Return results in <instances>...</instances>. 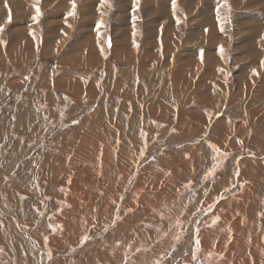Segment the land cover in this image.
I'll list each match as a JSON object with an SVG mask.
<instances>
[{
	"label": "rangeland",
	"instance_id": "1",
	"mask_svg": "<svg viewBox=\"0 0 264 264\" xmlns=\"http://www.w3.org/2000/svg\"><path fill=\"white\" fill-rule=\"evenodd\" d=\"M50 1L39 0L40 15L18 11L12 16L11 10H6V15L0 16V262L25 263L26 251L22 247L18 251L22 238H28L26 232L34 234L43 222L58 220V204L66 201L64 197L69 192L64 186L65 178L70 172L74 176L78 165L81 169V155L89 154L90 145L102 138L100 133L110 143L109 152L103 153L115 159L107 181L102 183L106 188L116 182L110 192L119 209L113 211V217L93 224L88 233L81 235L84 238L80 243L66 246L61 255L78 259L86 244L97 243L109 230L116 229L124 218L122 207L136 204L137 191L142 187L144 192L152 193L154 187L163 192L156 203L162 207L167 204L168 209L164 210L165 216H159L161 220H154L156 224L142 220L149 228L147 234L140 232L139 239H159L152 246L163 242L153 249L160 259L150 264H199L203 246L206 252L224 259L225 250L214 248L217 236L207 238L203 230L211 225L210 220L217 223L227 213H233L238 220L253 208L256 215L251 216L252 223L258 225V232L264 230V127L256 114H248L247 108V102L261 96L260 86L264 87V60L255 62L257 54L250 55L252 47L264 45L260 39L264 36V0H180L183 11L188 3L193 9L189 18L171 8L178 0H164L167 8L154 12L147 7L158 0H79L75 9L72 0L63 1L59 8L56 4L61 1ZM3 3L10 4L9 0ZM44 4L48 7L41 12ZM10 5L15 7L16 3ZM70 12L75 14L70 16ZM179 27L183 29L182 37L172 43ZM192 30L195 34L189 41L185 36ZM167 34L170 37L165 38ZM163 39L166 45L160 42ZM158 42L159 49L155 51L154 44ZM146 46L152 51L146 52ZM201 47L205 50L200 51ZM206 49L213 50L212 58ZM31 52V57H22ZM191 52L192 56L180 62L181 56ZM263 56V52L258 53L259 60ZM201 59L204 62H199ZM85 62L95 64L89 67ZM256 107L262 109L263 105L257 103L253 109ZM96 111V122L89 124L85 119ZM26 115L33 116L29 119ZM117 161H122V166ZM91 168L84 181L102 179L101 172ZM140 176L146 179L140 181ZM252 177L257 179L256 186L251 196L242 199L246 204H232L234 197L245 194L247 185L251 191ZM47 201L53 202L52 206ZM12 216L18 217L17 223ZM28 217H34L33 225L28 224Z\"/></svg>",
	"mask_w": 264,
	"mask_h": 264
},
{
	"label": "bare ground",
	"instance_id": "2",
	"mask_svg": "<svg viewBox=\"0 0 264 264\" xmlns=\"http://www.w3.org/2000/svg\"><path fill=\"white\" fill-rule=\"evenodd\" d=\"M53 1V0H51ZM50 1V2H51ZM61 2H59V4H56L57 7L59 8L62 4L63 1L65 0H59ZM79 0H75L76 3H78ZM91 1V0H90ZM123 1V0H121ZM146 1V0H145ZM159 1V2H158ZM156 4H152L149 5L147 8V10L149 11H159L161 9L167 8V4L165 3L164 0H158ZM180 0L173 2L171 4V8L174 10H177L178 12L180 11L182 14H184L186 17L190 16V12L193 11V9H189V3L185 6L184 11L182 10L180 3ZM208 1V0H207ZM5 0H0V3L3 5H0V16H2V14L5 16L6 12L10 11L12 12V16L15 15L18 11H21L27 15H34V14H38L37 10L32 11V8H37L41 3L39 2V0H9L10 4L16 3L15 7H13V5L11 6L9 3V9H7L8 4L4 5ZM98 2V1H97ZM136 2V1H134ZM181 2V1H180ZM186 2H189V0H186ZM220 2V1H219ZM243 2V0H242ZM262 2V1H261ZM66 3V2H65ZM73 3V0H72ZM200 3V2H199ZM241 3V2H239ZM182 4V3H181ZM211 4V3H210ZM209 4V5H210ZM242 5V4H241ZM244 5V4H243ZM258 5V4H257ZM42 6V10L41 12H44L45 7L47 6V4L41 5ZM51 6V5H50ZM65 6V5H64ZM183 6V5H182ZM193 6V5H192ZM48 7V6H47ZM95 7V6H94ZM197 7V6H196ZM39 8V7H38ZM54 8H56V6H54ZM63 8V7H62ZM66 8V7H64ZM199 8V7H198ZM222 8V7H221ZM49 9V8H48ZM122 9V8H121ZM145 9V8H144ZM219 9V8H218ZM223 9V8H222ZM263 9V8H262ZM7 10V11H6ZM52 10V9H51ZM59 10V9H57ZM104 10V9H103ZM205 10V9H204ZM200 11V10H199ZM54 12V11H53ZM57 12V11H56ZM66 12V11H65ZM107 12V11H106ZM202 12V11H201ZM221 12V11H220ZM168 13V12H167ZM54 14V13H53ZM134 14V13H133ZM156 14V13H155ZM163 14V13H162ZM197 14V13H196ZM40 15V14H39ZM56 15V14H55ZM149 15V14H148ZM192 15V14H191ZM65 16V15H64ZM139 16V15H138ZM143 16V15H142ZM153 16V15H152ZM260 16V15H259ZM85 17V16H84ZM90 17V16H89ZM141 17V16H139ZM158 17V16H157ZM161 17V16H160ZM196 17V16H195ZM246 17V16H245ZM248 17V16H247ZM262 17V15H261ZM88 18V17H87ZM189 18V17H188ZM264 17H262L263 19ZM37 19V18H36ZM35 19V20H36ZM40 19V18H39ZM58 19V18H57ZM71 19V18H69ZM151 19V18H150ZM169 19V18H168ZM174 19V18H173ZM196 19V18H195ZM14 21V19H12ZM16 20V19H15ZM46 20V19H45ZM89 20V19H88ZM186 20V19H185ZM189 20V19H188ZM194 20V19H193ZM31 21V20H30ZM179 21V20H178ZM187 21V20H186ZM63 22V21H62ZM72 22V21H71ZM32 23V22H31ZM48 23V22H47ZM61 23V22H60ZM80 23V22H79ZM171 23V22H170ZM11 24V23H10ZM16 24V21L15 23ZM19 24V23H18ZM26 24V23H25ZM33 24V23H32ZM46 25V23H44ZM54 24V23H53ZM62 24V23H61ZM239 24V23H238ZM7 25V24H6ZM17 25V24H16ZM35 25V24H34ZM50 25V24H49ZM128 25V24H127ZM14 26V25H13ZM12 26V27H13ZM32 26V25H31ZM30 26V27H31ZM51 26V25H50ZM177 26H179L178 22H177ZM36 27V25H35ZM59 27V26H57ZM64 27V26H63ZM71 27V26H69ZM174 27V26H173ZM184 27V26H183ZM226 27V26H225ZM61 28V27H60ZM59 28V29H60ZM72 28V27H71ZM71 28H69V30H71ZM32 29V28H31ZM30 29V30H31ZM39 29V28H37ZM63 29V28H62ZM211 29V28H210ZM15 30V28H14ZM126 30V29H125ZM182 27L178 28L177 31V35H175V38L173 39L172 43H174L176 40H178L181 36V32H182ZM3 31V29H2ZM33 31V29L31 30ZM38 31V30H37ZM141 31V30H140ZM164 31V30H163ZM194 30H192L187 37V39L190 41L191 38L194 36L195 32H193ZM1 32V31H0ZM14 32V31H13ZM35 32V31H33ZM45 32V31H44ZM69 32V31H68ZM104 32V31H103ZM131 32V31H130ZM166 32V31H165ZM227 32V31H226ZM225 32V33H226ZM5 33V32H4ZM16 33V32H15ZM22 33V32H21ZM189 33V32H188ZM10 34V33H9ZM67 34V33H66ZM71 34V33H70ZM122 34V33H121ZM158 34V33H157ZM69 35V34H68ZM169 34L165 35V38H167ZM171 35V34H170ZM212 35V34H211ZM6 36V35H4ZM103 35L100 36V38H102ZM155 36V35H154ZM200 36V35H199ZM217 36V35H216ZM37 37V36H36ZM116 37H119V34L116 35ZM170 37V36H168ZM174 37V36H173ZM182 37V36H181ZM184 37V36H183ZM184 37V38H185ZM11 38V36H10ZM35 38V37H34ZM46 38V37H45ZM59 38V37H58ZM64 38V37H63ZM182 38V39H184ZM38 39V38H37ZM118 39V38H117ZM135 39V38H134ZM221 39V38H220ZM224 39V37H223ZM261 40L264 41V36H261L260 38ZM10 40V39H9ZM8 40V41H9ZM61 40V39H60ZM181 40V39H180ZM179 40V41H180ZM210 40V39H209ZM62 41V40H61ZM118 41V40H117ZM138 41V39L136 40ZM160 41V40H159ZM168 41V40H167ZM213 41V40H212ZM248 41V39H247ZM87 42V41H86ZM161 43H164V39L162 41H160ZM154 44L155 46V51L157 49H159V43ZM215 43V42H214ZM20 44V43H19ZM74 44V43H73ZM99 44V43H98ZM147 45L149 44L148 42L146 43ZM145 44V45H146ZM163 44V45H164ZM18 45V44H17ZM166 45V44H165ZM88 46V45H87ZM100 46V45H99ZM149 46V45H148ZM146 46V52L148 51H152L149 50V47ZM208 46V45H207ZM44 47V45L42 46ZM56 47V45H55ZM91 47V46H90ZM165 48V46H163ZM46 48V46L44 47ZM76 48V47H75ZM211 48V47H210ZM254 49L252 54H257V56L255 57V62H263L264 60V56L262 57V59L259 60L258 57V53L263 52L264 53V45L262 44V46L258 45L255 47H252ZM48 49V47L46 48ZM74 49V48H72ZM162 49V48H161ZM203 49L202 47L200 48ZM29 50V49H28ZM69 50V49H68ZM153 50V51H154ZM205 50V49H203ZM208 50V57L212 58V49H206ZM46 51V50H45ZM49 51V50H48ZM67 51V50H66ZM65 51V53H66ZM195 51V50H194ZM252 51V49H251ZM2 52V51H1ZM27 52V51H26ZM91 52V51H90ZM89 52V53H90ZM98 52V51H97ZM101 52V51H100ZM32 53V52H31ZM64 53V54H65ZM72 53V52H71ZM153 53V52H152ZM22 54H25V52H22ZM49 54V53H48ZM151 54V53H150ZM163 54V53H162ZM194 53H186L184 56H181V61L184 62V60H187L188 57L192 56ZM33 55V53L31 55H25L22 56L24 58H28L31 57ZM46 55V54H45ZM76 55V54H74ZM104 55V54H103ZM166 55V54H165ZM243 55H247V54H243ZM85 56V55H84ZM102 56V55H101ZM9 57V56H8ZM77 57V56H76ZM154 57V55H153ZM218 57V56H217ZM247 57V56H246ZM253 57V56H252ZM261 57V56H260ZM67 58V57H66ZM71 58V57H70ZM123 58V57H122ZM184 58V59H183ZM237 58L239 59V57L237 56ZM64 59V58H62ZM69 59V58H68ZM72 59V58H71ZM79 59V58H78ZM183 59V60H182ZM104 60V59H103ZM217 60V59H216ZM224 60V59H223ZM77 61V60H76ZM80 61V60H79ZM225 61V60H224ZM97 62V61H96ZM199 62H204L203 59H201ZM69 63V62H68ZM83 63V62H82ZM87 65H89V67L92 65H94V62H85ZM264 63V62H263ZM203 66V65H202ZM73 67V66H72ZM201 67V66H200ZM181 68V67H180ZM209 68V67H208ZM244 69H246L247 67H243ZM214 69V67H213ZM69 70V69H68ZM209 70V69H208ZM244 72V70H243ZM242 72V73H243ZM246 72V71H245ZM70 73H72L70 71ZM221 73V72H220ZM219 74V73H218ZM240 74V73H239ZM71 75V74H70ZM179 75V74H178ZM215 75V73L213 74ZM242 75V74H241ZM192 77V76H191ZM63 79V78H62ZM70 79V78H69ZM72 80V79H71ZM75 81V80H74ZM73 81V83H74ZM192 81V79H191ZM237 81V80H236ZM259 81V79H258ZM256 82V81H255ZM72 83V82H71ZM192 83V82H191ZM202 83V82H200ZM212 84V86L214 87V82H210ZM69 84V83H68ZM246 84V83H243ZM260 84V82H259ZM201 85V84H200ZM263 85H264V80H263ZM220 87H222V85L220 84ZM258 87V86H257ZM262 87V91H261V96H257V97H253L251 100H249L247 102V108H248V114H250V112L253 115H257L258 116V123L260 122V124L264 127V87ZM222 89V88H220ZM217 90V89H216ZM240 92V91H239ZM241 93V92H240ZM256 94V93H255ZM240 94H237V97H239ZM243 96V95H242ZM78 99L81 98V96L77 95ZM247 99V98H246ZM77 101V99H76ZM128 101V100H127ZM246 101V100H245ZM126 103V101H125ZM257 103H261L263 105L262 109H259L256 107V109H253V106ZM128 106V103H126ZM126 106V107H127ZM251 108H250V107ZM130 108V107H129ZM128 108V109H129ZM26 110V109H25ZM159 111V110H158ZM20 113V112H19ZM26 113V111H25ZM93 113V112H92ZM90 113L87 118L85 119L89 124L95 123L96 120H94V115H97V111L94 112L93 114ZM21 115V114H20ZM24 115V113H23ZM30 115V114H29ZM26 115V117L30 119L29 116ZM21 117H24L21 115ZM129 117V116H128ZM252 117V115H251ZM19 118V117H18ZM22 119V118H21ZM101 119V117H100ZM252 120V119H251ZM12 121V120H11ZM22 122V121H21ZM149 122V121H148ZM254 122V121H252ZM27 123V122H26ZM45 123V122H44ZM108 123V122H107ZM146 123V122H145ZM247 123V122H246ZM170 124V123H169ZM12 125V124H11ZM108 127V131H110V126L108 124H106ZM260 125V126H261ZM261 126V127H262ZM90 127V126H89ZM92 129V128H91ZM78 130V129H77ZM83 130V129H82ZM261 131V130H260ZM264 132V130H263ZM76 133V132H75ZM197 133V132H196ZM264 134V133H263ZM102 138L100 139V141L98 142H94V145H90V148L87 147V150L89 148V154L86 152H84V155H81V161H80V166L81 169L83 170V172L81 171V169L79 168V165L77 166V173L74 172V176H73V172L68 173L69 175L66 176L65 178V182L66 184L64 185L65 187L68 186V190L69 192L66 193V195H68L69 197L66 198L65 195V199L66 201L63 203L59 202L60 204H58L60 211H56L55 213L57 214L55 217L58 219L57 221H45L43 222V226H39V228L37 229V231L33 233H27V237H23L22 238V246H20V249L18 251H26V258H25V263L23 264H134L133 262H135V264H150L153 263L154 261H156V259L159 258L158 255V251H154L156 249L154 248H159V245L163 242L160 241L157 245L152 246L153 244L157 243L159 241V239L156 240H149V238H145L146 240H142L139 239V234L140 232H144L147 234V229L149 228V226H144L146 224H143L144 221H142L144 218H146L148 221L150 220L151 223L155 222V219H158L159 216H161V213L164 214V210L167 211V204L165 207H162L160 205H158L156 203V198L159 197L160 194H163V192H157V189L154 187L152 188V193L149 192H144V188L142 187L140 189V191H137V194L139 195V198L136 199V204L134 203H130L131 201V196L129 195V198H127V202L130 203L132 206H130V204H127L122 207L123 209H121L120 212H122V216L124 217L123 219H120L119 226L115 229L112 228V230H109L108 233H106V237L100 239V241H98L97 243H88L86 244L82 250L80 251V255L79 258L75 259H71L68 256L65 255H61V253L66 249V246L72 245L75 246L81 238L82 234L88 233L90 231V227L93 226V224H96L97 221H102L101 219H106L107 217H113V211H115L116 209H119L118 204L114 203L113 201V196L112 193L110 192L111 190V186L114 185H107V187L105 188V184L103 186L102 181L108 179V173L111 169V166L113 164L111 156H107L105 155L103 152L107 153L109 152V148H110V143L107 142L109 141L106 137V135L101 134ZM76 136V135H75ZM262 136V135H261ZM260 136V137H261ZM74 137V136H72ZM111 138V137H110ZM81 139V138H80ZM117 139V138H116ZM75 140V139H74ZM77 140V139H76ZM79 140V139H78ZM258 140V139H257ZM134 141V140H133ZM189 141V140H188ZM103 142L102 146L103 149L100 148V144ZM74 143V142H73ZM79 143V142H78ZM83 146V145H80ZM133 146V145H132ZM158 146V145H157ZM57 147V146H56ZM65 147V146H64ZM70 147V146H69ZM135 147V146H134ZM61 148V147H60ZM59 147L57 148L58 150L60 149ZM63 148V147H62ZM61 148V150H63ZM71 148V147H70ZM74 148V147H73ZM91 148L93 150V152L91 151ZM131 148V147H130ZM129 148V149H130ZM56 149V150H57ZM162 149V148H161ZM183 149V148H182ZM54 150V149H53ZM66 150V149H65ZM75 152V150H73ZM72 151V153H74ZM118 151V150H117ZM133 151V150H132ZM172 151V150H171ZM179 151V150H178ZM198 151V150H197ZM50 152V151H49ZM52 152V151H51ZM50 152V153H51ZM61 152V151H60ZM160 152V150H159ZM177 152V151H176ZM184 152V151H183ZM186 152V151H185ZM184 152V153H185ZM49 153V154H50ZM94 153V154H93ZM138 153V152H137ZM179 153V152H178ZM54 154V153H53ZM71 154V152H70ZM158 154V153H157ZM163 154V153H162ZM182 154V153H181ZM60 155V153H59ZM80 155V154H79ZM170 155V154H169ZM168 155V156H169ZM43 156V155H42ZM49 156V155H47ZM71 156V155H70ZM75 156V155H73ZM162 156V155H161ZM46 157V156H45ZM54 157V156H53ZM53 157H51L53 159ZM59 157V156H58ZM77 157V156H75ZM74 157V158H75ZM63 158V157H62ZM73 158V157H72ZM97 158H99L97 160ZM157 158V157H156ZM164 158V157H163ZM185 158V157H184ZM197 158V157H196ZM61 159V158H60ZM68 159V157H67ZM56 160V159H55ZM54 161V160H53ZM101 161H104V163H102ZM115 162V161H114ZM118 164L120 166H122V161H117ZM54 163V162H53ZM53 163H49V164H53ZM63 163V162H62ZM112 163V164H111ZM145 163V162H144ZM143 163V165H144ZM175 163V162H174ZM202 163V162H201ZM244 163V162H243ZM70 164V163H69ZM68 165V164H67ZM199 165V164H198ZM57 166V165H56ZM70 166V165H69ZM94 167L98 172H101V176L102 179L98 178H94V179H90V181H84V179L86 178V175H90L91 171H88L89 167ZM114 166V165H113ZM71 167V166H70ZM141 167V166H140ZM159 167V166H158ZM191 167V166H190ZM196 167V166H195ZM57 168V167H55ZM69 168V167H68ZM75 168V167H73ZM91 168V169H92ZM147 168V167H146ZM60 169V168H59ZM80 169V173L78 172V170ZM190 169V168H189ZM76 170V169H75ZM139 171V170H138ZM143 171V169H142ZM195 171V170H194ZM173 172V171H172ZM191 172V171H190ZM56 173V172H55ZM54 173V174H55ZM79 173V174H78ZM83 173V174H82ZM85 174V177H83V175ZM96 174V173H95ZM140 174V173H139ZM65 175V174H64ZM94 175V174H93ZM130 176V174H127ZM142 175V174H141ZM173 175V174H172ZM180 175V174H179ZM99 176V174H98ZM127 176V177H129ZM187 176V175H186ZM27 177H28V173H27ZM46 177V176H45ZM92 177V176H91ZM183 177V176H182ZM242 177V176H241ZM149 178V177H148ZM171 178V176H170ZM178 178V177H177ZM52 179V178H51ZM146 179L145 176H140L139 180L142 181ZM150 179V178H149ZM182 179V178H181ZM226 179V178H225ZM111 180V179H110ZM253 183L254 185L251 186V191L249 186L247 185V187L244 188V193L243 195L238 196V198L234 197L235 199L231 200V203L236 205H242V204H246V202H242V199H246L245 196L247 197V195L251 196L250 193L252 191L255 190V186H256V177H252ZM51 181V180H50ZM58 181V180H57ZM188 181V180H186ZM41 182V180H40ZM43 182V181H42ZM45 182V181H44ZM49 182V181H47ZM105 182V181H104ZM15 183V182H14ZM50 183V182H49ZM55 183H56V179H55ZM137 183V181H136ZM141 183V182H140ZM173 183V182H172ZM176 183V182H175ZM182 183V182H181ZM184 183V182H183ZM186 183V182H185ZM40 184V183H39ZM98 184V185H97ZM149 184V182H148ZM174 184V183H173ZM179 184V183H178ZM51 185V184H50ZM57 185V184H56ZM26 186V185H25ZM42 186V184H41ZM53 186V185H52ZM129 186V185H128ZM172 186V185H170ZM240 186V185H239ZM263 183L261 184V188L264 189ZM40 187V186H38ZM44 187V186H43ZM51 187V186H50ZM65 187L63 189H65ZM126 187V186H125ZM131 187V184L130 186ZM163 187V186H162ZM161 187V188H162ZM197 187V186H196ZM19 188V187H18ZM21 188V187H20ZM23 188V187H22ZM25 188V187H24ZM106 189L105 192L103 193L102 190ZM140 188V187H139ZM148 188V187H147ZM175 188V187H174ZM30 189V188H29ZM39 189V188H38ZM47 189V188H46ZM234 189V188H233ZM241 189V188H240ZM7 190V189H6ZM34 190V189H33ZM62 190V189H61ZM67 190V191H68ZM149 190V189H148ZM30 191V190H29ZM32 191V190H31ZM53 191V189H52ZM51 191V192H52ZM104 191V190H103ZM121 191V190H120ZM127 191V190H126ZM163 191V190H162ZM176 191V190H174ZM178 191V190H177ZM9 192V190H8ZM25 192V191H24ZM41 192V191H40ZM45 192V191H44ZM50 192V190H49ZM54 192V191H53ZM118 192V191H117ZM256 192V191H255ZM48 193V192H47ZM116 193V192H115ZM23 194V193H22ZM29 194V193H28ZM171 194V193H170ZM237 194V193H236ZM17 195V194H16ZM24 195V194H23ZM55 195V193L53 194ZM3 196V195H2ZM11 196V195H10ZM37 196V194H36ZM46 196V195H44ZM43 196V197H44ZM118 196V195H117ZM121 196V195H120ZM163 196V195H162ZM12 197V196H11ZM16 197V196H15ZM25 197V195H24ZM23 197V198H24ZM40 197V196H39ZM54 197V196H53ZM136 197V196H134ZM3 198V197H2ZM22 198V199H23ZM48 198V197H47ZM57 198V197H56ZM60 198V197H59ZM117 198V197H116ZM120 198V197H119ZM122 198V196H121ZM168 198V197H167ZM252 198V197H251ZM1 199V198H0ZM10 199V198H9ZM19 199V197L17 198ZM20 198V200H22ZM26 199V198H25ZM52 199V198H51ZM94 199V200H92ZM19 200V201H20ZM28 200V199H27ZM31 200V199H30ZM47 200V199H46ZM45 200V201H46ZM123 200V199H122ZM260 200V199H259ZM263 200V199H262ZM11 201V200H9ZM13 201V200H12ZM23 201V200H22ZM34 201V200H33ZM50 201V200H49ZM58 201V200H57ZM116 201V199H115ZM134 201V200H133ZM17 202V201H16ZM26 201H24L25 203ZM29 202V201H28ZM31 202V201H30ZM29 202V203H30ZM36 202V201H35ZM44 202V201H43ZM42 202V203H43ZM48 202V201H47ZM54 202V200H53ZM51 202V203H53ZM125 202V201H124ZM132 202V201H131ZM248 202H250V199H248ZM252 202V201H251ZM11 203V202H10ZM49 203V202H48ZM47 203V204H48ZM51 203H49L51 205ZM55 203H57L55 201ZM121 203V202H120ZM148 203V204H147ZM163 203V202H162ZM261 203V202H260ZM28 204V203H27ZM34 204V203H33ZM32 204V205H33ZM48 204V205H49ZM21 205V204H20ZM162 205V204H161ZM256 205L258 206V201H256ZM14 206V205H13ZM25 206V205H24ZM35 206H37V204H35ZM52 206V205H51ZM41 207V206H40ZM48 207V206H47ZM46 207V208H47ZM252 207V206H251ZM261 207V205H260ZM8 208V207H7ZM16 208V207H15ZM19 208V207H17ZM30 208V207H29ZM34 208V207H33ZM53 208V207H52ZM56 208V207H55ZM14 209V208H13ZM36 209V208H35ZM39 209V208H38ZM258 209V208H257ZM256 209V210H257ZM17 210V209H16ZM41 210V209H40ZM45 210V209H43ZM52 210V209H50ZM235 210V209H234ZM4 211V210H3ZM18 211V210H17ZM32 211V210H31ZM34 211V210H33ZM36 211V210H35ZM48 211V210H47ZM258 211V210H257ZM40 212V211H39ZM46 212V211H45ZM111 212V213H109ZM117 212V211H116ZM256 212V211H255ZM12 213V212H11ZM22 213V212H21ZM33 213V212H32ZM31 213V214H32ZM159 213V214H158ZM254 213V210L252 208V210L249 212H245L240 219L235 220L233 218V213H227L224 216H222V220L217 222V223H212V220H210L211 225H206L209 226L207 227L204 231V236H206L207 238L210 239H214V237L217 236L216 240H214V248H216L217 250H219V248L224 249L225 250V258L221 259L218 258L217 256H215V254H211L210 252L208 253V251H205V248L203 246L204 249L200 250L203 252V257L199 258L201 259L199 264H264V230L258 232L256 230V228L258 227V225L253 224L252 223V215ZM4 214V213H3ZM38 214V213H37ZM54 214V213H53ZM250 214V217H249ZM255 214V213H254ZM2 215V214H1ZM10 215V214H9ZM33 215V214H32ZM41 215V214H40ZM47 215V214H46ZM117 215V214H116ZM256 215V214H255ZM260 216V214H258ZM5 216V215H4ZM31 216V215H30ZM54 216V215H53ZM51 216V217H53ZM120 216V215H119ZM165 216V214H164ZM163 216V218H164ZM211 216V215H210ZM254 216V215H253ZM263 216V215H262ZM13 217V216H12ZM46 217V216H45ZM44 217V218H45ZM162 217V216H161ZM159 217V219L161 218ZM174 217V216H173ZM14 219H16V223H17V219L18 217H13ZM115 218V217H114ZM6 219V218H5ZM9 219H12L9 216ZM34 217H28L27 220L29 221L28 224L29 225H33V220ZM42 219V218H40ZM50 219V218H49ZM110 219V218H109ZM168 219V218H167ZM23 220V219H22ZM36 220V219H35ZM34 220V221H35ZM145 220V219H144ZM161 220V219H160ZM158 220V221H160ZM208 220V219H207ZM214 220V219H213ZM25 221V220H24ZM40 221V220H39ZM107 221H109L107 219ZM204 221V220H202ZM10 222V220H9ZM14 222V223H15ZM51 222V224L48 226H46V223ZM167 222V221H166ZM4 223V221H3ZM20 223V222H19ZM24 223V222H23ZM27 223V222H26ZM38 223V222H37ZM58 223H60L58 225ZM101 223V222H100ZM98 223V224H100ZM113 223V222H111ZM110 223V224H111ZM157 223V221L155 222V224ZM203 223V222H202ZM5 224V223H4ZM3 224V225H4ZM115 224V222L113 223ZM149 224V223H148ZM166 224V223H165ZM208 224V223H207ZM259 224V222H258ZM1 225V224H0ZM36 225V224H35ZM34 225V226H35ZM134 225L135 227L131 229V226ZM164 225V223H163ZM198 225V224H197ZM203 225V224H202ZM201 225V226H202ZM106 226V225H105ZM144 226V227H143ZM199 226V225H198ZM6 227V226H5ZM36 227V226H35ZM160 227V225H159ZM10 228V227H9ZM32 228V226H31ZM105 228V227H104ZM128 228H130L128 230ZM255 228V229H254ZM21 229V228H20ZM158 229V226H157ZM16 230V229H14ZM29 230V229H28ZM31 230V229H30ZM93 230V229H92ZM98 230V229H97ZM136 230V231H135ZM155 230V229H154ZM198 230V229H197ZM24 231V230H23ZM21 231V232H23ZM27 231V230H25ZM24 231V232H25ZM104 231V230H102ZM106 231V230H105ZM169 231V230H168ZM7 232V231H6ZM107 232V231H106ZM16 233L18 234V231L16 230ZM91 233V232H90ZM96 233V231H95ZM3 234V233H2ZM145 234V235H146ZM198 234V233H197ZM202 234V233H201ZM13 232L12 235L13 236ZM33 235V236H32ZM154 237L156 236L155 234H152ZM193 235V234H192ZM5 236V234L3 235ZM26 236V235H25ZM126 236L128 237L127 240H125ZM104 237V236H103ZM194 237V236H193ZM198 237V236H197ZM201 237V236H200ZM226 237V239H225ZM230 241V243L228 242V240ZM8 239V237L6 238ZM1 240V239H0ZM3 241L5 239H2ZM11 241V240H10ZM13 241V240H12ZM201 241V240H200ZM5 242V241H4ZM3 242V244H4ZM167 242V241H166ZM165 242V243H166ZM196 242V241H195ZM8 241H6L5 244H7ZM80 243V242H79ZM153 243V244H152ZM199 243V242H198ZM204 245V244H203ZM2 246V244H1ZM127 246L129 247V249L127 248ZM166 246V245H165ZM9 247V246H8ZM5 247V248H8ZM22 247V250H21ZM153 247V248H152ZM161 247V245H160ZM152 248V249H151ZM195 248V247H194ZM68 249V248H67ZM151 249V250H149ZM154 249V250H153ZM164 249V248H163ZM5 250V249H3ZM158 250V249H157ZM168 251V250H167ZM67 252V251H66ZM163 252V251H162ZM166 252V251H165ZM176 252V251H175ZM222 252V251H219ZM218 252V253H219ZM10 253V251H9ZM161 253V252H160ZM164 254V253H163ZM220 254V253H219ZM218 254V255H219ZM5 255V253H4ZM3 255V256H4ZM10 255V254H9ZM76 255V254H75ZM166 255V254H164ZM174 255V254H173ZM172 255V256H173ZM177 255V254H175ZM174 255V256H175ZM64 256V257H63ZM191 256V255H190ZM5 257V256H4ZM10 257V256H9ZM23 257V256H22ZM50 257V259H49ZM76 257V256H75ZM161 257V256H160ZM164 257V256H163ZM186 257V256H185ZM189 257V255H188ZM224 257V256H223ZM3 258V257H2ZM14 258V257H13ZM70 258V259H69ZM134 259V261H129L128 259ZM175 258V257H174ZM190 258V257H189ZM194 258V257H193ZM9 259V258H8ZM23 259V258H22ZM160 259V258H159ZM168 259V257H167ZM187 259V258H186ZM191 259V258H190ZM3 260V259H2ZM1 260V261H2ZM13 260V259H12ZM77 260V261H75ZM147 260V261H146ZM170 260V259H168ZM188 260V259H187ZM196 260V259H195ZM172 261V260H170ZM190 262H192L191 260H188ZM3 262V261H2ZM194 262V261H193ZM10 263L11 260H10ZM180 263V262H179ZM188 263V262H187ZM0 264H7L6 263H1ZM184 264V263H183ZM189 264V263H188Z\"/></svg>",
	"mask_w": 264,
	"mask_h": 264
},
{
	"label": "snow or ice",
	"instance_id": "3",
	"mask_svg": "<svg viewBox=\"0 0 264 264\" xmlns=\"http://www.w3.org/2000/svg\"><path fill=\"white\" fill-rule=\"evenodd\" d=\"M104 2V0H102V3ZM72 7L73 9H75L76 7V4H75V0H73V3H72ZM37 13L39 14V8H37ZM75 13L74 12H70L69 15H74ZM102 23V22H101ZM221 52H223V48L221 47ZM201 58H202V53H201Z\"/></svg>",
	"mask_w": 264,
	"mask_h": 264
}]
</instances>
